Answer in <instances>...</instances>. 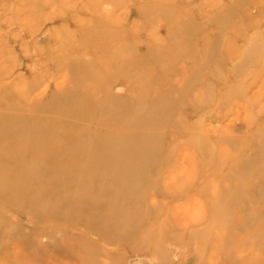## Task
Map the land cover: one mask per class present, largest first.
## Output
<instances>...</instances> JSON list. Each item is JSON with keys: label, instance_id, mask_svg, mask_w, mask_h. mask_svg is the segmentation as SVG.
Here are the masks:
<instances>
[{"label": "rangeland", "instance_id": "374dc122", "mask_svg": "<svg viewBox=\"0 0 264 264\" xmlns=\"http://www.w3.org/2000/svg\"><path fill=\"white\" fill-rule=\"evenodd\" d=\"M58 1L0 0V108L34 101L33 125L38 115L43 125L62 117L83 119L92 128L104 124L113 147L118 145L116 152L125 153L147 133L157 137L159 149H137V157L160 158L135 174L129 192L107 183L112 196H127L122 206L113 200V214L105 212L110 203L89 202L101 212L91 217L100 229L72 220L68 212H47L64 194L78 195V190H59L51 196V207L42 204V177L69 178L77 172L63 176L41 167L42 175L33 176L22 190L12 178L15 184L0 186V264H264V0ZM28 4L42 7L33 11L38 12L33 37L18 23L28 15ZM18 8H23L20 17ZM40 15L54 18L45 21ZM100 20L108 25L98 26ZM57 38L69 40L62 42L65 49L79 45L71 52L77 65L41 77V72L55 71L49 61L35 74L31 66L45 57L36 47L48 50ZM123 41L128 47L120 46ZM113 42L115 52H109ZM122 62L126 65L119 68ZM39 77V87L26 88ZM172 82L180 90L171 94V102L159 104H166L165 118L153 122L151 116L141 123L140 114L149 113ZM82 93L91 94L93 102L103 95L107 102L94 104L89 114L79 113L76 101ZM89 126L71 130L90 135L81 144L83 151L94 143ZM129 127L144 136L120 134ZM57 128L49 129L58 138ZM4 140L27 150L13 164L15 176L31 161L32 140L18 142L23 147L11 137ZM59 143L44 151L49 166L67 162L59 156ZM1 147L0 153L7 154ZM97 171L87 175L94 183L104 173Z\"/></svg>", "mask_w": 264, "mask_h": 264}, {"label": "bare ground", "instance_id": "6f19581e", "mask_svg": "<svg viewBox=\"0 0 264 264\" xmlns=\"http://www.w3.org/2000/svg\"><path fill=\"white\" fill-rule=\"evenodd\" d=\"M56 1L57 0H54V2ZM62 2H64V0L58 1V3L60 4H62ZM34 4L33 5L28 4L26 5L27 6L26 8L23 7L24 9H27L25 10L26 12L24 13H27L28 15L27 16L24 15L25 17L23 18L24 20H26V22H23L24 20L23 19L21 20L20 18H19L20 20L18 21L20 26L23 29L25 28L27 30L26 33H28L29 36H32V37L35 34V31H34L35 29L32 28L31 26H32L33 20L36 19V14L38 13V12L37 13L33 12L34 8L38 9L37 11H40V9L42 7H45V5L52 6L53 2L51 4L50 3L42 4V7L40 6L39 8H36L35 7L36 4L35 5ZM23 8H18L16 10L18 17H20L19 15H23L19 13L20 11L23 10ZM40 18L41 20L47 21V20H53L54 16L43 18L42 15H40ZM79 22H82V21H79ZM97 24L98 26L108 25V22L101 21V22H97ZM86 27L87 26L85 25L83 29ZM122 33L123 32H121V35ZM116 36H119V34L112 33L110 35V37H116ZM63 41L68 42L69 40L57 38L55 41V44L50 45L48 47L49 48L48 50H45L44 48L38 49L36 47L37 45L34 46L36 47V51L38 53L44 54L45 57H43V61L38 60V62H35L31 66V71H33L36 74L38 73V67H44L45 65L49 63V61H51V63H53L54 66L56 67L55 71L49 72L47 70V72H41L40 74L41 77L42 76L50 77V76H58L60 72L63 69H65V66L67 68L68 67L72 68L71 67L72 65L76 66L77 60H75V56L73 57V55H71V52H74L76 47L79 48L78 47L79 45L77 46L73 44H68L67 49H65L63 48L65 47V45L62 43ZM105 42H104V46L107 43ZM54 46L56 48H54ZM114 46H115V42H113L108 47V49H110L109 52H115V50H113L115 48ZM120 46L122 48L128 47V44L126 41H123ZM55 49L56 50L64 49V52L61 51V53L57 54ZM70 50H73V51H70ZM96 52H99V51L96 50ZM136 57L141 58V55L138 52H136ZM124 65H126V63L122 62L119 65V68L124 67ZM93 68L95 67L93 66ZM18 77L19 76H17L15 79H18ZM37 79H35L34 81H30L29 83H26L25 84L26 88L27 86H29V88L31 87V89L34 90L35 88L39 87L41 78L39 77V80ZM2 86H3V83L0 82V87ZM102 86L106 87V84H103ZM178 90H180V87L178 84L174 82H172L170 86H168L167 89L161 90L158 94V97L151 104V106L152 105L153 106L148 111L149 113L140 114L139 121L143 123L144 121L149 120L151 116H152L153 122L158 121L160 118L164 119L165 111H166V107L164 106H166V104H163L164 106L162 107H160L159 104H162V101H165L166 99H169V98L171 102L172 100L171 94L173 92H177ZM14 92H16V90H14ZM63 92L65 91L63 90ZM93 98L94 97H91V94H87V93L80 94L77 98L78 101H76L78 112L89 114L91 111H93L92 108H94V104H97V103L104 104L105 102H107L105 101L106 98L104 99L103 95L95 97L94 102H93ZM168 104L171 105V103H168ZM12 105L13 106L10 108H0V138H1L0 145H3V147H1L2 151H4V153H7V154L0 153V186L3 187L4 184H9V183L15 184L14 181L12 180L13 178L16 180L17 183L21 184L20 186H18V188L19 190H22L33 176H35V178L37 179V177L42 175V173H40L41 167L43 169H46V168L50 169L51 172H54V173H56V171H59V173L60 174L62 173L61 175L63 176L68 175V173H72L73 171L77 172V173L70 174L69 178H63L62 176H58V177L56 176L57 179H54L52 178L53 176L50 174L49 175L51 177L49 175L47 177L46 175L45 177H42V178H45L43 182L40 181L42 185H44V197L42 201V204H45L44 206L51 207V204H50L52 203L51 196L57 195L59 190H67L69 188H72L74 190L79 191L78 195H74V196L69 195V194L67 195L64 194L63 197L59 199L57 204H55L54 208L52 207L49 208V211H47L49 212V214L56 215V216L57 215L63 216L64 214L68 212L66 216H70L72 220L78 221V223H81L85 226L88 225L96 229H100L97 227L95 223H92L91 217L96 216L97 218H99L101 212H98L92 209V206H88L89 202L92 200H96L97 203H102V204L105 203L104 205H107L108 203H110L106 206L105 212L107 214L108 213L113 214V210L115 208L113 207V200L117 199L116 201L122 202L120 203V206H122L123 203H125L127 196L125 195V193H123L124 194L123 196L121 195H116V197L112 196V194L110 193L111 192L110 186H107V183L111 181L110 183L112 185H119V186L122 185L124 187V191L129 192L130 188H132L134 185L133 183L135 182V174L146 172L149 168H152L156 164L157 160L160 158V155L156 157L153 156L151 159H146L144 157L143 158L137 157V153H136L137 149L139 150L140 149L146 150V149H153V148L159 149L158 140L156 139L157 137L156 138L148 137L147 133H145V138H142L139 144H135L134 146L130 145L128 146V148L125 149L126 150L125 153L118 151L120 152L118 154V152H116V150H118V145L113 147L114 145L111 142L113 135H111L109 129L106 126H104V124L98 123L95 125V127L92 128L91 126H89L90 125L89 123H84L83 119H81V121H77V120L68 121L67 118L62 117L56 121H51L50 123L43 125L42 119H44V117L42 115H38L37 119L35 120L36 123L33 125L32 122L30 123L29 119L33 116L32 113L36 111V109H33V106H35L34 101L31 102L30 104L29 103L24 104L23 106L17 103H13ZM22 107L23 108L28 107V108L23 109ZM158 107H160V109ZM144 110L147 111L148 109L145 108ZM134 111L136 110L133 109V112ZM64 112L66 113L67 116L71 115V111L67 107L66 109H64ZM117 121H120V119ZM55 125L58 126L57 129H59V132H60L59 133L60 135H58V138L56 135H52L49 129ZM77 125L89 126V128H92V130H90L87 133L92 132L91 139L94 143H92L91 148H88L85 151L80 149L82 146L81 144L87 141L88 139L86 140V138H89L90 135H85L81 131L71 132L72 128L77 129ZM13 126H15L14 129H12ZM8 127L11 129L9 133H7L8 131L5 132V128H8ZM103 128H106L107 132L105 133L101 132ZM132 128L129 127V130L122 131L120 132V134H133L134 133L135 135L133 134V138L135 136V139L137 137L141 138L144 136V135L139 136L141 132L140 129L138 128L135 129V127L133 129ZM7 137L13 138L15 141L14 144L16 143L18 146H19L18 142L19 143L22 142V145H23L24 142L27 143L28 140L31 142L32 140L31 161L25 163L22 170L15 176H11V172L13 170V164L17 161H22L24 158V154L26 153L27 150L22 149V148H14L12 147L13 144L12 145L5 144L6 143L5 141L7 140H4V139H6ZM56 140L57 142L60 141V143L62 144L59 156H61L62 158H67V162L62 163L61 161H59L58 163H55L49 166L45 162V160H47V157L49 158V156L48 154H46L47 157L44 156V151H48L49 148L53 146V142ZM63 143H70V146L65 148L66 146L63 147L64 146ZM46 148L47 150H45ZM122 148L123 146L120 149ZM167 157L171 158L169 156ZM72 159H75V160H72ZM100 168L103 169L104 173L99 176L100 180H98L97 183H94V178L90 179L89 176L87 175H90V173L93 171H96L95 174H97L98 172L97 169H100ZM88 179L90 180L89 183L87 182ZM56 182H59L60 184L55 185ZM73 187H76V188H73ZM68 193H69V190H68ZM102 193L104 194L102 195ZM35 204H38V203L35 202ZM68 204H70V206L72 207L70 211L69 209L67 210ZM58 239L63 240V237L61 236V234H59ZM78 240L80 241V239Z\"/></svg>", "mask_w": 264, "mask_h": 264}]
</instances>
